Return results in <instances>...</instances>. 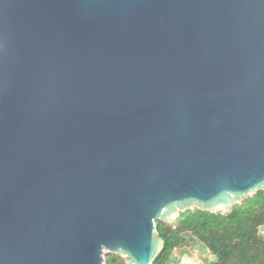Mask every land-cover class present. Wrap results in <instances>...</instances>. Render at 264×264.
Segmentation results:
<instances>
[{"label":"water","instance_id":"1","mask_svg":"<svg viewBox=\"0 0 264 264\" xmlns=\"http://www.w3.org/2000/svg\"><path fill=\"white\" fill-rule=\"evenodd\" d=\"M261 185L264 0H0V264H151Z\"/></svg>","mask_w":264,"mask_h":264},{"label":"trees","instance_id":"2","mask_svg":"<svg viewBox=\"0 0 264 264\" xmlns=\"http://www.w3.org/2000/svg\"><path fill=\"white\" fill-rule=\"evenodd\" d=\"M264 188L226 212L186 208L173 221L155 220L162 247L151 264H168L175 249L186 247V234L202 242L213 258L208 264H264ZM104 264H127L117 252L104 254Z\"/></svg>","mask_w":264,"mask_h":264},{"label":"rangeland","instance_id":"3","mask_svg":"<svg viewBox=\"0 0 264 264\" xmlns=\"http://www.w3.org/2000/svg\"><path fill=\"white\" fill-rule=\"evenodd\" d=\"M261 188H264V185L255 187L245 192L244 194L234 198L232 203L229 206L222 207V209L218 207H212V206L195 204V203L182 204L160 215L159 218L166 219L167 221H173L179 211L184 210L186 208H195V207H198L201 209L212 210V211L226 212L232 208L234 203L240 202L242 199L253 194L257 189H261ZM259 233L260 235L264 237V226L259 228ZM186 236L189 239V244L186 247L175 249L168 264H208L213 258V256L210 255L206 246L202 242H200L198 239L193 237L190 233H187ZM158 243H159V240H158ZM157 251H158V245L153 255H155ZM107 252H110V251L107 249L104 250V254ZM117 253H119L126 260L127 264L131 263L132 260L126 253H124L121 250H117ZM103 259H104V256H103Z\"/></svg>","mask_w":264,"mask_h":264}]
</instances>
